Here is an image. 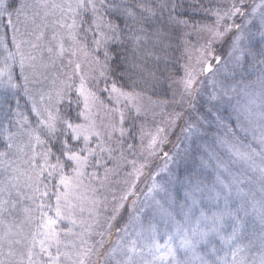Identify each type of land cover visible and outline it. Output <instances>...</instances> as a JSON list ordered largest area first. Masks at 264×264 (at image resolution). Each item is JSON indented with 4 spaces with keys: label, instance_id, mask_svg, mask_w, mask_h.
<instances>
[{
    "label": "snow or ice",
    "instance_id": "6c2138e0",
    "mask_svg": "<svg viewBox=\"0 0 264 264\" xmlns=\"http://www.w3.org/2000/svg\"><path fill=\"white\" fill-rule=\"evenodd\" d=\"M0 264H264V0H0Z\"/></svg>",
    "mask_w": 264,
    "mask_h": 264
}]
</instances>
